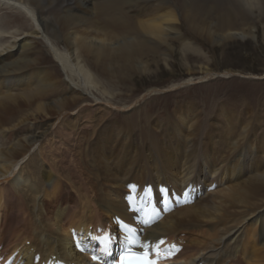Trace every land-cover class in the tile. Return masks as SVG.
Wrapping results in <instances>:
<instances>
[{"label":"bare ground","instance_id":"1","mask_svg":"<svg viewBox=\"0 0 264 264\" xmlns=\"http://www.w3.org/2000/svg\"><path fill=\"white\" fill-rule=\"evenodd\" d=\"M181 19L215 45L254 40L264 0H0V264H113L125 248L160 264H264L255 115L213 131L212 113L179 109L175 143L152 132L148 98L117 108L101 86L171 41L198 53Z\"/></svg>","mask_w":264,"mask_h":264},{"label":"rangeland","instance_id":"2","mask_svg":"<svg viewBox=\"0 0 264 264\" xmlns=\"http://www.w3.org/2000/svg\"><path fill=\"white\" fill-rule=\"evenodd\" d=\"M254 24V40L230 39L215 45L192 31L188 23L181 19L179 29L184 38L192 41L195 48L198 47V53H184L180 45L182 39L171 41V50L161 48L154 55H145L132 64L128 73L125 69L119 73L114 69L106 70L100 78L101 86L111 93L108 97L117 108L129 103L132 106L133 101L142 97L148 98L143 109L152 116L155 127L159 122V128L152 132L157 136L163 132L164 137L171 141L177 133L175 143L182 142L180 132L185 131L184 125L177 119L181 113L182 116L191 115L195 121L202 119L206 113H212L210 122L213 131L221 130L222 125L227 126V120L233 124L235 118L242 116L246 120L249 114L255 115L253 130L258 137L264 132V19L255 20ZM59 46L65 44L61 42ZM40 47L43 48V45L40 44ZM43 54L49 56L46 51ZM205 67L216 72L214 78L205 77L202 73ZM95 94V97L90 95L88 98H101L98 92ZM179 109L181 111L177 114ZM115 112L118 118L128 113L127 109ZM167 116L170 118L167 119ZM161 124L163 126L160 127ZM262 158L260 156L259 160ZM260 171L261 168L256 173ZM250 181L253 182L243 177L232 181L231 185L243 186ZM225 185L218 189L225 190Z\"/></svg>","mask_w":264,"mask_h":264},{"label":"snow or ice","instance_id":"3","mask_svg":"<svg viewBox=\"0 0 264 264\" xmlns=\"http://www.w3.org/2000/svg\"><path fill=\"white\" fill-rule=\"evenodd\" d=\"M161 243H163V242L161 241ZM81 250H83V249H81ZM92 259L95 261V260H97V259H98V257H97V256H95V255H93V256H92ZM149 264H152V262H149Z\"/></svg>","mask_w":264,"mask_h":264}]
</instances>
